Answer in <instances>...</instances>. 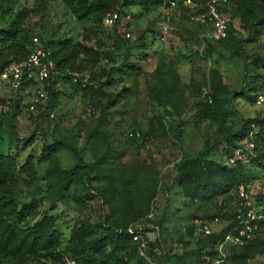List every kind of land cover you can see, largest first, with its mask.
Masks as SVG:
<instances>
[{
    "label": "rangeland",
    "instance_id": "obj_1",
    "mask_svg": "<svg viewBox=\"0 0 264 264\" xmlns=\"http://www.w3.org/2000/svg\"><path fill=\"white\" fill-rule=\"evenodd\" d=\"M9 1L0 0V30L25 10L28 15L18 37L37 35L49 49L66 40L90 47L99 43L102 56L78 71L85 88L69 76L59 78L51 86L53 96L47 95L45 106H36L34 113L26 110V94L2 91L0 155L13 156L17 166L30 158L32 175L28 167L18 171L16 185L7 187L11 195L0 197L11 199L19 211L10 220L14 227H29L46 216L58 240L51 258L17 262L0 255V264H114L106 258L109 243L99 244L102 251L93 255L76 256L69 244L77 239L70 238L76 232L85 241L114 240V230L146 210L143 203L151 182L155 189L147 211L152 209L159 229L151 264H194L193 253L202 239L193 235L196 222H208L213 233L223 230L243 195L264 208V170L258 165H264V159L240 166L239 184L209 200L192 196V186L181 187L176 179V166L199 154L221 168H232L225 159L239 141L228 136L241 121L257 119L261 112L252 99L261 70L252 65L264 57V27L245 31L237 19L229 18V37L204 50L200 29L183 11L127 5L118 8L108 29L101 21L78 22L62 0ZM211 71L219 74L222 87L215 96L218 118L224 117L220 126L194 115L193 102L201 89L209 86L211 92ZM98 86L100 94L93 93ZM216 137L220 142L210 147ZM53 143L60 145L49 159L39 161L43 144ZM205 144L209 150L203 152ZM70 147L83 164L99 162L98 180L79 178ZM242 245L231 238L223 253H235ZM122 252L115 253L116 264H147L130 247L124 251L126 258ZM245 264L264 261L256 256Z\"/></svg>",
    "mask_w": 264,
    "mask_h": 264
},
{
    "label": "trees",
    "instance_id": "obj_2",
    "mask_svg": "<svg viewBox=\"0 0 264 264\" xmlns=\"http://www.w3.org/2000/svg\"><path fill=\"white\" fill-rule=\"evenodd\" d=\"M5 1L7 4L10 2L9 0ZM62 1L68 5L71 13L78 22L87 19L100 22L110 11L127 5H136L147 8L160 4V0ZM226 12L229 18L237 19L245 31L252 28L264 27V0H227ZM27 15L28 12L25 10L16 12L13 21L9 24L7 29L0 30V72L10 62L22 61L27 55L26 47L28 45L29 36L28 38H26L25 35L18 37L20 25ZM229 32L230 26L227 38L229 37ZM43 45L48 48L44 41ZM100 48L101 45L99 43H96L95 47H90L83 42L71 43L66 40L58 43L56 48L50 49V57L54 63L57 75L52 78L53 80L50 81V84L46 88V94L49 96V99L53 96L51 86L55 81L59 78L68 76L70 73H78L83 64L94 65L102 56L100 54ZM238 57L246 63L247 58L242 54L241 49H238ZM252 67L254 70H264V57L256 58ZM210 75L212 79V85L210 86L211 102L210 104H207L198 99L197 96L193 102V108L195 109L194 115L196 120H209L214 123L218 122L220 126L224 117L222 116L218 118L220 106L217 105L215 96L217 97L221 95L222 87H220L219 84V74L216 71H211ZM99 88L100 86H98L93 93L100 94ZM223 102L224 104L228 103L227 100H223ZM217 119H220V121H217ZM251 123H254L258 127L262 126V121L260 120H244L240 122L239 129L228 137L234 139L236 142H240L247 136ZM219 142L220 140L216 137L210 147H215ZM253 142L254 158L251 162L254 160L259 162L264 159V133L261 130L258 131ZM58 145L60 144H43L42 149L44 155H40L39 161L49 159L52 150L57 148L56 146ZM206 145L207 144L204 145L203 152L209 150ZM70 149L77 160L76 167H74L73 170L80 172L78 175L79 178H92L93 180H98L99 169L97 168V164H99V162L96 161L95 164L85 165L81 162V156L76 152L75 148L70 147ZM30 162V158H26L21 166H17L13 156L0 155V193L5 196L11 195V192L7 187L16 185L17 182L15 175L18 171H22L28 167V175H32ZM258 165L264 170V165L260 164V162ZM240 170L241 167L239 165L232 166L231 169L221 168L207 159H201V155L199 154L195 159L183 160L176 166V179L181 187L187 185L192 186V196L195 195L196 197L209 200L210 197H217L226 193L232 186L238 185ZM235 172L238 173L237 176H235ZM68 183V180H66L63 187H67ZM154 189L155 184L154 182H151L150 190L146 194L143 203V209L146 210L131 218L121 228L114 230V240L110 241L102 239L85 241L80 234L75 232L70 239L76 236L77 242H71L69 244L70 252L76 256L81 255L84 252H91L90 254L93 255L94 253H97V251H102V247H98L99 244L107 242L109 243L110 248L109 252L106 254V258L111 260L114 264L117 263L115 253L123 251V257H127V254L124 252L126 247H130L132 252L138 255L136 246L130 242L129 238L123 233V231L128 224L147 214L148 202L152 199ZM188 193H191V191H188L187 194ZM18 215L19 211L16 210L14 202L11 199L0 197V255L17 262L28 258L33 259L42 256L51 258L58 240V233L53 228L51 218L43 216L39 220H35L29 227L16 228L11 224L10 220L18 217ZM22 219L23 218L21 217L18 221H21ZM229 219L231 221L232 217L230 216ZM154 224L156 225V222ZM231 228L232 224L229 223L223 230L199 239L198 247L193 253L196 256L195 258H197L194 264H210V261L217 256V253L213 250L214 246L218 242H221L226 234L231 232ZM263 235L264 230L258 237L251 241H247L242 245L237 252L228 255L226 254L223 259V264H245L246 261L252 260L256 256L263 254ZM155 245L156 241L149 244L144 252V256L148 260L147 264H151L149 255ZM142 259L143 258L140 257V260Z\"/></svg>",
    "mask_w": 264,
    "mask_h": 264
},
{
    "label": "built area",
    "instance_id": "obj_3",
    "mask_svg": "<svg viewBox=\"0 0 264 264\" xmlns=\"http://www.w3.org/2000/svg\"><path fill=\"white\" fill-rule=\"evenodd\" d=\"M227 0H160L164 10L176 13L183 11L187 20L195 22L198 30V39L202 49H206L210 44H219L225 40L228 35L229 17L226 12ZM118 17V8L107 13L101 23L104 27L110 29ZM200 31V32H199ZM128 37L127 32H122ZM27 55L24 60L19 62H10L0 72V97L2 91L12 93L22 92L28 96L26 110L28 113H34L36 106H45L46 88L57 75L55 66L50 57V49L44 47L43 40L37 35H30L26 47ZM78 73L68 74L72 83L85 87L84 83L78 80ZM198 99L210 104L209 86L201 89ZM256 104L261 106V112L257 120L262 121V126L258 127L254 123L249 126L247 136L242 139L225 159L227 166H246L254 158V142L258 131L264 133V70L258 77L257 87L253 94ZM240 192L242 190L239 188ZM232 224L231 232L226 234L221 242L214 246L217 253L215 259L210 264H223L225 257L223 247L229 243L232 238L238 243L245 244L258 237L264 230V208L255 200L243 195L236 210L231 214ZM154 217L152 209L143 217L128 224L123 233L129 238L137 248V253L144 260V252L148 245L157 241L159 229L153 223ZM216 221V218H214ZM213 234L210 225L205 221L196 222V228L193 235L207 237ZM264 261V253L259 256Z\"/></svg>",
    "mask_w": 264,
    "mask_h": 264
}]
</instances>
